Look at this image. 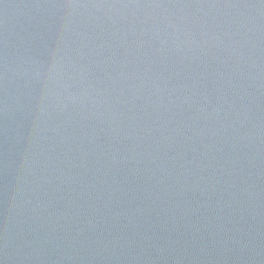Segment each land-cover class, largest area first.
Here are the masks:
<instances>
[{"label": "water", "instance_id": "95a60500", "mask_svg": "<svg viewBox=\"0 0 264 264\" xmlns=\"http://www.w3.org/2000/svg\"><path fill=\"white\" fill-rule=\"evenodd\" d=\"M0 264H264V0H0Z\"/></svg>", "mask_w": 264, "mask_h": 264}]
</instances>
